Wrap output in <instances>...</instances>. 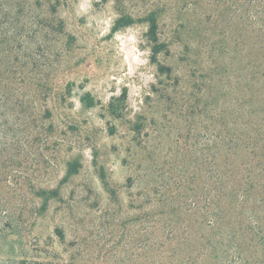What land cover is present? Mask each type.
Listing matches in <instances>:
<instances>
[{
    "label": "rangeland",
    "instance_id": "obj_1",
    "mask_svg": "<svg viewBox=\"0 0 264 264\" xmlns=\"http://www.w3.org/2000/svg\"><path fill=\"white\" fill-rule=\"evenodd\" d=\"M231 12L216 0H0V68L39 95L30 114L47 130L39 161L1 186L0 260L141 264L152 217L191 205L198 219L201 109L218 112L249 81Z\"/></svg>",
    "mask_w": 264,
    "mask_h": 264
},
{
    "label": "trees",
    "instance_id": "obj_2",
    "mask_svg": "<svg viewBox=\"0 0 264 264\" xmlns=\"http://www.w3.org/2000/svg\"><path fill=\"white\" fill-rule=\"evenodd\" d=\"M216 2L232 11L239 45L251 56L249 81L239 85L245 94L218 112L208 115L201 109V212L197 219L191 205H178L152 217L141 264H264V0ZM147 21L156 37V15ZM133 23L121 18L118 27ZM164 47L158 44L155 50ZM17 73L11 66L0 68V189L19 177L16 168L39 161L35 150L47 131L45 117L30 114L37 110L39 95L18 87L23 79ZM83 101L94 106L91 96ZM80 168L79 162L69 164L67 175ZM38 195L50 199L57 192ZM7 211L0 203V223ZM11 263L19 264L0 260Z\"/></svg>",
    "mask_w": 264,
    "mask_h": 264
}]
</instances>
